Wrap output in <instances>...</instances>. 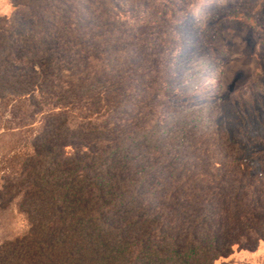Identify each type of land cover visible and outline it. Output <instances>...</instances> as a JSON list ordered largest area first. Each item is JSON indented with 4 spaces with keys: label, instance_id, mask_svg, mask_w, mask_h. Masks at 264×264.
Returning a JSON list of instances; mask_svg holds the SVG:
<instances>
[{
    "label": "trees",
    "instance_id": "obj_1",
    "mask_svg": "<svg viewBox=\"0 0 264 264\" xmlns=\"http://www.w3.org/2000/svg\"><path fill=\"white\" fill-rule=\"evenodd\" d=\"M204 1L9 0L0 130L33 134L0 186V207L28 223L0 264H215L264 240V164L218 130L217 108L171 98L179 26ZM233 1L231 19L264 13V0Z\"/></svg>",
    "mask_w": 264,
    "mask_h": 264
},
{
    "label": "rangeland",
    "instance_id": "obj_2",
    "mask_svg": "<svg viewBox=\"0 0 264 264\" xmlns=\"http://www.w3.org/2000/svg\"><path fill=\"white\" fill-rule=\"evenodd\" d=\"M218 1L227 4L220 21H201V14L217 7ZM203 3L195 16L179 26L189 45L176 72L171 98L175 103L208 104L217 108L218 130L241 148L243 158L257 171L264 164V13L248 20L253 12L241 5L244 18L231 19L226 11L236 5L233 0H205ZM7 4L8 8L0 2V16L11 15L9 0ZM234 15L240 16L239 10ZM5 124V118H0V128ZM32 134L30 129L23 132L0 130V186L30 152ZM27 229V220L15 202L0 207V245ZM224 263L264 264V240L253 250L234 247L232 254L215 262Z\"/></svg>",
    "mask_w": 264,
    "mask_h": 264
},
{
    "label": "crops",
    "instance_id": "obj_3",
    "mask_svg": "<svg viewBox=\"0 0 264 264\" xmlns=\"http://www.w3.org/2000/svg\"><path fill=\"white\" fill-rule=\"evenodd\" d=\"M0 2L3 3V7H4V5H5V7L8 8V5H9V4H7V0H0ZM3 7H1V9H2ZM6 8H5V10H6Z\"/></svg>",
    "mask_w": 264,
    "mask_h": 264
}]
</instances>
